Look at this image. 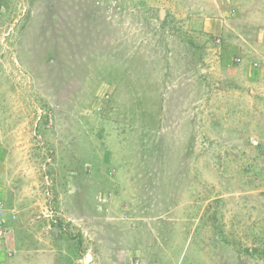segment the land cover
<instances>
[{
    "label": "rangeland",
    "instance_id": "rangeland-1",
    "mask_svg": "<svg viewBox=\"0 0 264 264\" xmlns=\"http://www.w3.org/2000/svg\"><path fill=\"white\" fill-rule=\"evenodd\" d=\"M242 3L0 0V264H264Z\"/></svg>",
    "mask_w": 264,
    "mask_h": 264
},
{
    "label": "crops",
    "instance_id": "crops-1",
    "mask_svg": "<svg viewBox=\"0 0 264 264\" xmlns=\"http://www.w3.org/2000/svg\"><path fill=\"white\" fill-rule=\"evenodd\" d=\"M244 3H247L250 5V8H248L247 11H248L249 16L250 14L252 15V23H253L252 33H251V35L252 34L253 35L252 36L249 35L251 39L248 40L249 39L248 38L246 40L247 41L246 43H249V46H246V50H251V51L254 50L253 53L256 55L255 57H252L250 59L251 65L253 63V65L257 66L258 69L264 70V28L263 26H260L261 23L262 25L264 23V7L263 8L259 7L258 5H262V4L258 3L257 0H243L242 4ZM237 7L240 9L241 5L239 4ZM233 14L234 13H232L231 15ZM222 22H223L224 27H227V23H225V20L224 21L222 20ZM254 25L258 27L255 29ZM228 35L231 36V38L235 40L236 36L233 33L228 32Z\"/></svg>",
    "mask_w": 264,
    "mask_h": 264
},
{
    "label": "built area",
    "instance_id": "built-area-1",
    "mask_svg": "<svg viewBox=\"0 0 264 264\" xmlns=\"http://www.w3.org/2000/svg\"><path fill=\"white\" fill-rule=\"evenodd\" d=\"M7 233L6 224H5V209L4 204L0 200V235H4Z\"/></svg>",
    "mask_w": 264,
    "mask_h": 264
}]
</instances>
